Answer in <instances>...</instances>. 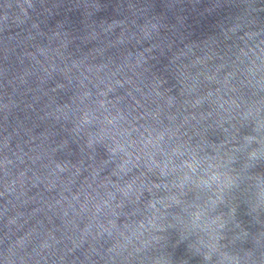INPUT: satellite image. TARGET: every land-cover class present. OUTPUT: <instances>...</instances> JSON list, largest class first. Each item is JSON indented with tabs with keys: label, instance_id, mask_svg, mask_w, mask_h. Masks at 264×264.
Instances as JSON below:
<instances>
[{
	"label": "water",
	"instance_id": "obj_1",
	"mask_svg": "<svg viewBox=\"0 0 264 264\" xmlns=\"http://www.w3.org/2000/svg\"><path fill=\"white\" fill-rule=\"evenodd\" d=\"M0 264H264V0H0Z\"/></svg>",
	"mask_w": 264,
	"mask_h": 264
}]
</instances>
